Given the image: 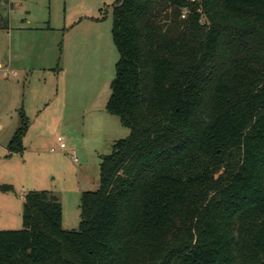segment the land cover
<instances>
[{
	"label": "trees",
	"instance_id": "1",
	"mask_svg": "<svg viewBox=\"0 0 264 264\" xmlns=\"http://www.w3.org/2000/svg\"><path fill=\"white\" fill-rule=\"evenodd\" d=\"M112 37L106 108L130 134L78 229L56 193L26 191L0 264H264V0H117Z\"/></svg>",
	"mask_w": 264,
	"mask_h": 264
},
{
	"label": "rangeland",
	"instance_id": "2",
	"mask_svg": "<svg viewBox=\"0 0 264 264\" xmlns=\"http://www.w3.org/2000/svg\"><path fill=\"white\" fill-rule=\"evenodd\" d=\"M116 1L0 0V16L10 21L0 29V186H11L0 187V230L23 227L28 190L55 192L63 227L78 229L83 192L100 187L102 155L129 136L106 108L119 59ZM27 22L37 28L26 31ZM24 121V150L10 152Z\"/></svg>",
	"mask_w": 264,
	"mask_h": 264
},
{
	"label": "crops",
	"instance_id": "3",
	"mask_svg": "<svg viewBox=\"0 0 264 264\" xmlns=\"http://www.w3.org/2000/svg\"><path fill=\"white\" fill-rule=\"evenodd\" d=\"M9 7L12 8V7H13V4H9ZM1 19L5 20L4 16L1 15V16H0V20H1ZM9 23H10V21H9V19H8V24H9ZM27 23H28V25H26V31H28V30H30V29H36V28H37V27H36V28L31 27V26L29 25L30 22H27ZM8 28H9V25H8ZM48 28H51V27H48ZM8 30H9V29H8ZM0 66H1V64H0ZM54 193H55V192H54ZM60 200H61V198H60ZM23 203H24V196H23ZM63 216H64V211H63Z\"/></svg>",
	"mask_w": 264,
	"mask_h": 264
},
{
	"label": "built area",
	"instance_id": "4",
	"mask_svg": "<svg viewBox=\"0 0 264 264\" xmlns=\"http://www.w3.org/2000/svg\"><path fill=\"white\" fill-rule=\"evenodd\" d=\"M58 143H59V149L61 150H65L67 145L66 143L64 142V140L62 139L61 136L58 137ZM56 149L55 148H52V151H55Z\"/></svg>",
	"mask_w": 264,
	"mask_h": 264
},
{
	"label": "water",
	"instance_id": "5",
	"mask_svg": "<svg viewBox=\"0 0 264 264\" xmlns=\"http://www.w3.org/2000/svg\"><path fill=\"white\" fill-rule=\"evenodd\" d=\"M106 155H102L103 159L105 158Z\"/></svg>",
	"mask_w": 264,
	"mask_h": 264
}]
</instances>
